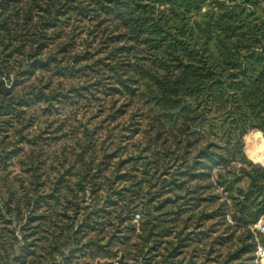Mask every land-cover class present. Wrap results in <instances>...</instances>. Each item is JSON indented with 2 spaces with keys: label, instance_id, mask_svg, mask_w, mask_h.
I'll list each match as a JSON object with an SVG mask.
<instances>
[{
  "label": "trees",
  "instance_id": "16d2710c",
  "mask_svg": "<svg viewBox=\"0 0 264 264\" xmlns=\"http://www.w3.org/2000/svg\"><path fill=\"white\" fill-rule=\"evenodd\" d=\"M253 130L264 0H0V264H256Z\"/></svg>",
  "mask_w": 264,
  "mask_h": 264
},
{
  "label": "rangeland",
  "instance_id": "374dc122",
  "mask_svg": "<svg viewBox=\"0 0 264 264\" xmlns=\"http://www.w3.org/2000/svg\"><path fill=\"white\" fill-rule=\"evenodd\" d=\"M255 132H256V130H253V131L249 132L247 137L252 135V142L255 144V146L258 149H261L262 146H263V154H261V152H260V153H258L257 156L249 155L247 153V149L250 148V144L247 141V137H245V143H246V153H247L248 157L250 156L249 158L253 162L257 161L255 163H258V162L264 161V159H263L264 158V136L262 134H260V133H255ZM259 164H261V163H259Z\"/></svg>",
  "mask_w": 264,
  "mask_h": 264
},
{
  "label": "built area",
  "instance_id": "2783aa9c",
  "mask_svg": "<svg viewBox=\"0 0 264 264\" xmlns=\"http://www.w3.org/2000/svg\"><path fill=\"white\" fill-rule=\"evenodd\" d=\"M140 219V214L135 215V221ZM257 228L264 232V220L257 226ZM256 264H264V247L259 245L256 251Z\"/></svg>",
  "mask_w": 264,
  "mask_h": 264
},
{
  "label": "bare ground",
  "instance_id": "6f19581e",
  "mask_svg": "<svg viewBox=\"0 0 264 264\" xmlns=\"http://www.w3.org/2000/svg\"><path fill=\"white\" fill-rule=\"evenodd\" d=\"M246 137H247V136H246ZM247 141H248V143L250 144V148L247 149V153H248L249 155L257 156L258 153H260V152H261V154H263V146H262L261 149H258V148L255 146V144L252 142V135L247 137Z\"/></svg>",
  "mask_w": 264,
  "mask_h": 264
},
{
  "label": "water",
  "instance_id": "95a60500",
  "mask_svg": "<svg viewBox=\"0 0 264 264\" xmlns=\"http://www.w3.org/2000/svg\"><path fill=\"white\" fill-rule=\"evenodd\" d=\"M262 165H264V164H262Z\"/></svg>",
  "mask_w": 264,
  "mask_h": 264
}]
</instances>
